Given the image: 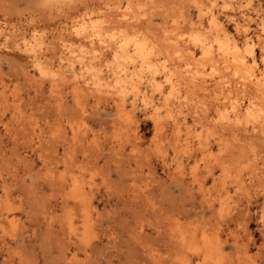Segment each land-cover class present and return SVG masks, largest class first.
I'll return each mask as SVG.
<instances>
[{
    "label": "rangeland",
    "instance_id": "1",
    "mask_svg": "<svg viewBox=\"0 0 264 264\" xmlns=\"http://www.w3.org/2000/svg\"><path fill=\"white\" fill-rule=\"evenodd\" d=\"M70 2L0 0V264H264V121L257 131L239 128L236 138L217 116L236 107L264 118L250 84L263 79L264 0ZM212 17L240 52L252 45L255 63L246 54L237 65L218 52ZM80 26L99 32L73 35ZM122 35L155 48L148 60L155 67L114 61L101 40L116 47ZM194 35L206 39L209 55ZM93 82L109 90L95 97ZM176 83L196 148L180 167L173 150L187 127L172 125Z\"/></svg>",
    "mask_w": 264,
    "mask_h": 264
},
{
    "label": "bare ground",
    "instance_id": "2",
    "mask_svg": "<svg viewBox=\"0 0 264 264\" xmlns=\"http://www.w3.org/2000/svg\"><path fill=\"white\" fill-rule=\"evenodd\" d=\"M46 2V3H51V2H54V3H60V2H63V1H66V0H43V2ZM67 1H69L70 2V0H67ZM80 1V0H79ZM96 1V0H95ZM72 2H74V0L72 1ZM72 2H70V4L72 3ZM198 2V1H197ZM66 3H68V2H66ZM65 3V4H66ZM78 3V2H77ZM85 3V2H84ZM107 3V2H106ZM229 3V2H228ZM83 4V3H82ZM45 5V4H44ZM52 5V4H51ZM69 5V4H68ZM74 5V4H73ZM86 5V4H85ZM162 5V4H161ZM161 5H160V7H161ZM231 5V4H230ZM157 6V5H156ZM155 6V7H156ZM168 6V5H167ZM68 7H70V6H68ZM157 7H159V6H157ZM159 7V8H160ZM166 7V6H165ZM176 7H177V4H176ZM162 8V7H161ZM178 9V8H177ZM180 9V8H179ZM179 11H181V10H179ZM108 13H109V11L106 13L107 15H108ZM110 13H111V11H110ZM112 13H113V11H112ZM183 13V12H182ZM104 14V13H103ZM105 14V15H106ZM181 14V13H180ZM164 15L165 16H167V17H170L171 16V11H170V9H168V7L165 9V13H164ZM181 17H184V15L183 14H181L180 15ZM105 17V16H104ZM115 17H116V15H115ZM106 18H108V16L106 17ZM108 20H109V18H108ZM121 20V19H120ZM119 21V20H118ZM118 23H120V22H118ZM135 24H136V22H135ZM210 28L211 29H213L214 30V32H215V41H216V43H217V49H218V52H221L222 54H228V56H229V58H230V54H231V58H232V61L231 62H235V64L237 63V65H238V63H240V65L242 64H245L244 63V61H243V58H245L244 57V55H246L247 54V56L250 58V60H251V63H255L256 61H255V57H254V49H253V47H252V45L250 44V43H247L246 45H245V48L243 49V51H239V47H238V45L236 44V40L234 39V37H233V33H231L230 31H227L226 29H225V27L223 26V24L219 21V20H217L215 17H212L211 19H210ZM83 26V25H82ZM82 26H80V29H79V27H77V28H74V30H73V32H72V34L73 35H76V36H81V37H89V38H91L92 36H94V35H96L98 32H99V30H96V27L95 26H91L90 27V30H92V33H90L89 35H87L88 34V32L85 30V28L86 27H88V26H84L83 28H81ZM96 26H98V25H96ZM103 26V25H102ZM100 27V26H99ZM103 28V27H102ZM105 28V27H104ZM150 29V28H149ZM131 31V30H130ZM91 32V31H90ZM87 33V34H86ZM133 34V33H132ZM203 34V33H202ZM126 35V34H125ZM201 35V34H200ZM213 35V34H212ZM220 35H222L221 37L223 38V40L221 41L219 38V36ZM119 36V35H118ZM122 36H124V35H122ZM167 36V35H166ZM170 36V35H169ZM114 37V35H111V38H113ZM188 38H190V37H188ZM85 39V38H84ZM168 39V38H167ZM191 39H192V42H199L198 44H199V46H196V47H201V50L200 49H198V50H200L199 52H203V55H209L210 54V50H211V47H210V49H209V47L207 46V45H205V43L206 44H208L205 40V38H201L199 35H194L193 37H191ZM159 40H160V38H159ZM168 40H173L171 37H170V39H168ZM44 41V40H43ZM107 40H101V43L103 42V43H106V45H103V47L105 46V48L106 47H108V48H110V49H112V51H113V57H114V61H116V62H119V60L120 59H123V60H130V61H134L135 59L137 60V58L138 59H140L141 60V66H143V65H147L148 67H155V66H153V65H150L149 63H148V60H149V58L152 60V58H151V56L150 55H153V50L155 49V48H153V50H152V47H148V46H146V44L144 43V42H140V41H138V40H134L133 39V37H129L128 35L127 36H124V37H121V39H120V41H119V45L118 46H116V47H111L110 45H107L108 43L106 42ZM176 44H178V41L177 40H173ZM180 41H182V40H180ZM90 42H92V40L90 41ZM158 42V41H157ZM191 42V41H190ZM39 43H42V41H40ZM48 43H49V41H48ZM52 43V42H51ZM118 43V42H117ZM159 43V42H158ZM181 43V42H180ZM182 44V43H181ZM81 46H78L80 49L81 48H83L82 47V44H80ZM93 45V44H92ZM174 45V44H173ZM85 46V45H84ZM178 46V45H177ZM182 46V45H181ZM68 47V46H67ZM102 47V48H103ZM129 47H132L133 48V50H132V52L131 51H128V52H126V54L128 53H130V54H132L133 56H125V51H126V49H128ZM162 47V46H161ZM164 47H166V46H164ZM179 47V46H178ZM183 47V46H182ZM192 48V47H191ZM215 48V47H214ZM239 48V49H238ZM44 49V48H43ZM65 49H67V48H65ZM107 50V49H106ZM156 50V49H155ZM154 50V51H155ZM43 51V50H42ZM76 51V50H75ZM111 51V52H112ZM157 51V50H156ZM176 51H178V50H176ZM175 51V52H176ZM92 52H94V51H92ZM217 52V51H216ZM214 53H215V51H214ZM242 53V55H240ZM92 54V53H91ZM217 53H215V55H216ZM220 54V53H219ZM218 54V55H219ZM264 54V53H263ZM165 55H166V53H165ZM212 56V55H211ZM217 56V55H216ZM77 57V56H76ZM92 57L93 58H98L96 55H92ZM199 57H200V55H199ZM105 58V57H104ZM178 58V57H177ZM176 58V59H177ZM202 59H203V57H201ZM223 57H221L220 59L221 60H223L222 59ZM228 58V59H229ZM89 59V58H88ZM92 59V58H91ZM104 60V59H103ZM107 60V59H106ZM201 60V59H200ZM212 60V59H211ZM213 60H214V58H213ZM170 61H171V59H170ZM216 61V60H215ZM248 61V60H247ZM261 61H262V65H263V70H262V72H261V74H259L260 76L262 75V78L263 79H256L257 78V76H255V79L256 80H254V78H252V81H250L249 79V75L251 76V75H253V71H251V73H248L249 75L248 76H246V77H248V78H242V79H248L251 83V85L254 87V89H255V91L256 92H258V94H256V96H255V100H257L258 102H260V103H262V104H264V91H262V90H264L262 87H264V56L262 57V59H261ZM85 62H87V61H85ZM172 62V61H171ZM198 62V61H197ZM205 62H206V60H205ZM213 62V61H212ZM211 62V63H212ZM217 62V61H216ZM229 62H230V59H229ZM214 63V62H213ZM250 63V64H251ZM93 64V63H92ZM184 64V63H183ZM187 64V63H186ZM200 64V63H199ZM249 64V63H248ZM91 65V64H90ZM213 65V64H212ZM220 65V64H219ZM240 65L238 66V67H240ZM247 65V64H246ZM253 65V67H254V64H252ZM146 66V67H147ZM194 66H196V65H194ZM213 66H215V65H213ZM249 66H251V65H249ZM147 67V68H148ZM193 67V66H192ZM237 67V68H238ZM246 68V69H244V71H246L247 70V72L248 71H250V70H252V67L250 68H247L248 66H243V68ZM177 68H179L178 66H177ZM177 68H175V69H177ZM215 68H217V67H215ZM219 68V67H218ZM236 68V69H237ZM144 69V68H143ZM180 69H181V67H180ZM183 69V68H182ZM240 69H242V68H240ZM240 69H238V70H240ZM255 69V68H254ZM186 70V69H185ZM194 70V69H193ZM215 70V69H214ZM219 70V69H218ZM65 71V70H64ZM167 71V70H166ZM164 72V75L165 76H167V78L169 79V77H170V73H168V72ZM58 72V71H57ZM66 72V71H65ZM155 72V71H154ZM185 72V71H184ZM176 73V72H175ZM179 73V72H178ZM177 73V74H178ZM196 73V72H195ZM204 73V72H203ZM219 73V72H218ZM237 73H238V71H237ZM258 73H260V72H258ZM111 74H113V71L111 70ZM181 74V70H180V73H179V75ZM241 74V73H240ZM190 75V74H189ZM218 75V74H217ZM243 75V74H242ZM66 76V75H65ZM114 76H116V77H118V79L117 80H115V82L116 83H120L121 81H123L122 79H119V74H118V72H114ZM124 76H126V77H128L129 76V73H127V72H125V74H124ZM185 76V75H184ZM212 76V75H211ZM179 77V76H178ZM182 77V76H181ZM59 78H60V76H59ZM73 80L75 81L74 83L75 84H80V81L78 80V78L74 75L73 77ZM197 78V77H196ZM70 79V78H69ZM190 79H192V78H190ZM194 79V78H193ZM206 79H207V77H206ZM223 79V78H222ZM183 80H185V79H183ZM199 80V79H198ZM201 80V79H200ZM221 80V79H220ZM254 80V81H253ZM153 81H154V79H153ZM189 81V80H188ZM210 81V80H209ZM62 82V81H61ZM171 82V81H170ZM214 82H215V80H214ZM213 82V83H214ZM224 82V81H223ZM116 83L114 84V85H116ZM198 83H199V81H198ZM207 83V82H206ZM83 84V83H82ZM124 84V83H123ZM161 84V83H160ZM185 84V83H184ZM196 84L197 83H195V85H194V88H197L196 87ZM202 84H204L203 82H202ZM201 84V85H202ZM209 84V83H208ZM220 84V83H219ZM218 84V85H219ZM226 84V83H225ZM236 84V83H235ZM74 85V84H73ZM90 85V84H89ZM92 85V84H91ZM103 85V84H102ZM156 85V87H158L159 86V82H155L154 84H153V86H155ZM177 85V83L176 84H174V86H172V89H173V91H174V95H172V106H173V110L172 109H170L171 111H170V117L172 118V122H173V124L172 125H174V128L176 127V128H179V127H181V126H186L187 128H185V133H184V138H183V142L181 143V144H179L178 146L179 147H176L174 150H173V159H174V162L176 163V165H177V167H180V164H181V156L184 154L185 156H186V158H190V159H192V158H194L195 157V154H196V148H195V145L194 144H192V143H190V142H188V120L186 119V118H184V117H181L180 116V114L182 113V111L180 110V108H181V104H182V102H181V100H182V98L180 97V96H178V94L176 93V90L178 89V88H175V86ZM183 85V84H182ZM189 85V84H188ZM188 85H186V87L188 86ZM199 85H200V83H199ZM214 85V84H213ZM241 85H242V83H241ZM244 85V84H243ZM263 85V86H262ZM83 86V85H82ZM82 86L80 87V86H77V88L78 87H80V88H82ZM84 86H85V84H84ZM207 86V85H206ZM211 86H212V84H211ZM216 86H217V84H216ZM220 86V85H219ZM228 86V85H227ZM240 86V85H239ZM251 86V87H252ZM74 87H76V86H74ZM91 88H92V90L94 91V92H96V96L95 97H98V94L97 93H102V92H106L107 93V90H109V89H104V88H102V86H101V83H96V82H93V86H90ZM112 87H113V85H112ZM189 87V86H188ZM193 87V86H192ZM191 87V85H190V88L191 89H193ZM200 87V86H199ZM233 87V86H232ZM241 87V86H240ZM77 88H75V89H77ZM86 88V87H85ZM88 88V87H87ZM190 88H189V90H190ZM201 88V87H200ZM200 88H199V91H200ZM203 88H204V85H203ZM209 88H211V87H209ZM224 88V85H223V87L222 88H220V90L219 91H221L222 89ZM242 88H243V86H242ZM245 88H246V86H245ZM74 89V88H73ZM158 89H159V87H158ZM187 89V88H186ZM225 89V88H224ZM227 89V88H226ZM225 89V90H226ZM229 89V88H228ZM230 89H231V87H230ZM81 91H84L83 89H80ZM188 90V91H189ZM215 90H217V89H215ZM217 90V91H218ZM243 90V89H242ZM260 90V91H259ZM91 91V90H90ZM160 91V90H159ZM177 91H179V90H177ZM191 92L193 91V94H194V91H198V88L197 89H195V90H190ZM189 91V93L191 94V92ZM203 91V90H202ZM223 91V90H222ZM227 91V90H226ZM233 91V90H232ZM254 91V92H255ZM114 92V91H113ZM255 92V93H256ZM103 93V94H104ZM108 93H109V91H108ZM112 93V92H111ZM196 93V92H195ZM216 93L217 92H215V93H213L212 92V95L214 94L215 95V97L216 96H218L219 94H217L216 95ZM234 93V92H233ZM175 94H177V95H175ZM192 94V95H193ZM201 94H202V92H201ZM207 94V93H206ZM209 94V93H208ZM207 94V96H209ZM227 93H224L223 94V92H222V94H220V95H226ZM237 94V93H236ZM88 95V94H87ZM239 95H243L242 93H240ZM245 95V94H244ZM195 96V95H194ZM206 96V97H207ZM234 96V95H233ZM232 96V97H233ZM238 96V95H237ZM236 96V97H237ZM252 96V95H251ZM102 97V96H101ZM199 97V96H198ZM200 97H202V95H200ZM205 97V96H204ZM210 97V96H209ZM218 97H220V96H218ZM217 97V98H218ZM223 97V96H222ZM227 97V96H226ZM226 97H224V98H226ZM98 98H100V96L98 97ZM185 98H186V96H185ZM195 98V97H194ZM229 98V97H228ZM227 98V99H228ZM242 98V97H241ZM252 98H254V97H252ZM97 99V98H96ZM211 99H212V97H211ZM220 99V98H219ZM230 99V98H229ZM234 99H236V98H234ZM186 100V99H185ZM184 99L182 100V101H185ZM190 100V99H189ZM215 100V99H214ZM217 100V99H216ZM231 100H232V98H231ZM238 100H240V98L238 99ZM242 100V99H241ZM246 100H247V98H246ZM248 100H249V98H248ZM218 101H220V100H218ZM254 101V100H253ZM252 101V102H253ZM188 102V101H187ZM216 102V101H215ZM238 102V101H237ZM251 102V101H250ZM122 103V102H121ZM184 104L186 103V101L185 102H183ZM197 103V102H196ZM254 103V102H253ZM256 103V102H255ZM259 103V104H260ZM130 104V106H131V108H132V106H134V104H135V102H133V101H131V103H129ZM187 104V103H186ZM249 104V103H248ZM83 105V104H82ZM120 105V104H119ZM256 105V104H255ZM191 107V106H190ZM197 107H198V105H197ZM200 107V106H199ZM260 107H261V105H260ZM124 108V107H123ZM129 108V107H128ZM128 108H127V111H128ZM135 108V106L133 107V109ZM201 108V107H200ZM228 108V107H227ZM251 108V107H250ZM259 108V107H258ZM82 109V108H81ZM126 109V108H125ZM151 109V108H150ZM185 109V108H184ZM251 109H255V108H251ZM251 109H247V110H245V111H242V108H234L233 109V111H232V113L231 114H225V113H222V112H217V116H218V119H219V125H220V127H221V129H223V130H229L228 132H233V135H234V137H236V134H234V133H236V131L239 129V128H242V129H245V128H247L248 126H251L252 127V129L254 130V129H256L257 127L259 128L260 126H262L263 125V117L262 116H260V115H258L257 113L255 114V112H252V110ZM261 109H263L262 107H261ZM168 110V109H167ZM193 110V109H192ZM256 110V109H255ZM257 110H259V109H257ZM82 111V110H81ZM122 111V110H121ZM129 111H130V108H129ZM264 112V111H263ZM129 113V112H128ZM130 113H131V111H130ZM129 113V114H130ZM212 113V112H211ZM215 113V112H214ZM259 113H261V112H259ZM131 114H133V113H131ZM134 115V114H133ZM131 116V115H130ZM198 116V115H197ZM215 116V115H214ZM131 117H133V116H131ZM206 117V116H205ZM130 119H132V118H130ZM203 119H204V117H203ZM209 118H207L206 120H208ZM119 120V119H118ZM191 120V119H190ZM205 120V119H204ZM194 121V122H193ZM192 122H193V124H202V121L199 119V117L198 118H192ZM212 122V121H211ZM210 122V123H211ZM206 123H208V122H206ZM214 123V122H213ZM215 124H217V122H215ZM157 125V124H156ZM211 124H209V126H210ZM124 126V125H123ZM154 126V125H153ZM213 126H215V125H213ZM157 127V126H156ZM207 128H208V126H206ZM256 127V128H255ZM210 128V127H209ZM213 128V127H212ZM215 128H217V127H215ZM211 129V128H210ZM242 129H239V130H241L242 132H243V130ZM214 130V129H213ZM223 130H222V132H223ZM231 130H233V131H231ZM258 129H256V131H257ZM159 132V131H158ZM161 132V131H160ZM214 133H217V132H214ZM220 133V132H219ZM245 133V132H244ZM215 135V134H214ZM217 135H218V133H217ZM216 135V136H217ZM221 135H223V133H220V136ZM226 136V135H225ZM159 137V136H158ZM167 137V136H166ZM228 137H229V135H228ZM233 136L232 135H230V138H232ZM215 138H218V137H215ZM237 138V137H236ZM236 138H234V140L235 141H237V139ZM177 139V138H176ZM227 139V138H226ZM219 140V139H218ZM232 140V139H231ZM174 141H175V138H174ZM190 141H191V139H190ZM264 141V140H263ZM180 142V141H179ZM198 142H199V144H201V139H200V135H199V139H198ZM234 142V141H233ZM238 142H240V141H238ZM197 143V142H196ZM220 143V142H219ZM244 143V142H243ZM246 145H248L247 143H246ZM151 147V146H150ZM246 148V147H245ZM248 148V147H247ZM251 148V147H250ZM198 149V148H197ZM239 149V148H238ZM240 150V149H239ZM201 151V150H200ZM255 152V151H254ZM228 154V153H227ZM235 154H236V152H235ZM247 153L245 152V155H246ZM249 154H250V152H249ZM230 155V157H232L231 156V154H229ZM224 156V155H223ZM234 157V156H233ZM255 158H257V157H255ZM184 159V158H183ZM189 159V160H190ZM236 160V159H235ZM252 160V159H251ZM249 161V160H248ZM234 162V161H233ZM174 164V163H173ZM253 164H255V163H253ZM202 165V164H201ZM249 165H251V164H249ZM256 167V166H255ZM258 167V166H257ZM208 168V167H207ZM210 168V167H209ZM211 169V168H210ZM235 169V168H234ZM258 169V168H257ZM250 170V169H249ZM260 170V169H259ZM206 171V170H205ZM210 171V170H209ZM184 172V171H183ZM211 172V171H210ZM176 173H178L177 172V170L175 171V173H173V174H176ZM212 176H213V172H211L210 173ZM231 174V173H230ZM264 174V173H263ZM177 175V174H176ZM237 175V174H236ZM260 175V174H259ZM169 176V175H168ZM175 176V175H174ZM261 177V176H260ZM259 177V178H260ZM63 178V177H62ZM60 179V178H59ZM58 179V180H59ZM174 179V178H173ZM241 178H238L237 179V177H236V180H240ZM249 179H251V178H249ZM235 180V179H234ZM258 180V179H257ZM63 181V180H62ZM242 181H244V180H242ZM247 181V180H246ZM250 181V180H249ZM59 182H61V179H60V181ZM236 182V181H235ZM255 183H257L256 181H255ZM238 184H239V182H238ZM70 185V184H69ZM235 188V187H234ZM217 189V188H216ZM233 189V188H232ZM84 190V189H83ZM252 190V189H251ZM90 191V190H89ZM83 193H84V191H82ZM219 192H220V190H219ZM259 192V191H258ZM82 193V194H83ZM250 193V192H249ZM84 195V194H83ZM253 195V194H252ZM79 196V195H78ZM189 196H190V194H189ZM188 199H190V198H188ZM245 200V199H244ZM190 201H191V199H190ZM192 201H193V199H192ZM199 204V203H198ZM192 206V205H191ZM224 210V209H223ZM202 213V212H201ZM259 214V213H258ZM189 216V215H188ZM227 217H228V215H227ZM203 220V219H202ZM250 220V219H249ZM190 221V220H189ZM209 223V222H208ZM242 223V222H241ZM240 223V224H241ZM236 226V225H235ZM241 226V225H240ZM240 228V227H239ZM243 228V227H242ZM246 228V227H245ZM241 230V229H240ZM256 230V229H255ZM237 231V230H236ZM83 232H84V230H83ZM243 232V231H242ZM247 232V231H246ZM238 233V232H237ZM236 233V234H237ZM228 234V233H227ZM248 234V233H247ZM249 236V235H248ZM247 236V237H248ZM251 237V236H250ZM194 241V240H193ZM247 241L249 242V239H247ZM77 242V241H76ZM225 243V242H224ZM247 243V242H246ZM246 243H245V246H246ZM72 244V243H71ZM194 244H195V242H194ZM218 244H219V242H218ZM248 244V243H247ZM75 245H77V244H75ZM233 245H235V244H233ZM78 246V245H77ZM77 246H76V248H77ZM239 246V245H238ZM244 245H243V247H242V250L244 249V247H245ZM221 246L219 245V248H220ZM236 247V246H235ZM235 247H233V248H235ZM240 247V246H239ZM239 247H237V248H239ZM240 247V248H241ZM247 247V246H246ZM249 247V246H248ZM217 248H218V245H217ZM218 248V249H219ZM222 248V247H221ZM221 248L219 249V250H221ZM262 248V247H261ZM245 250V251H244ZM243 251L246 253V250H247V248L246 249H244ZM84 251H86V250H84ZM243 252V253H244ZM208 255V254H207ZM233 255V254H232ZM251 255V254H250ZM244 258V257H243ZM246 260V259H245ZM207 261V260H206ZM207 263V262H206ZM205 263V264H206ZM211 263V262H210Z\"/></svg>",
    "mask_w": 264,
    "mask_h": 264
}]
</instances>
